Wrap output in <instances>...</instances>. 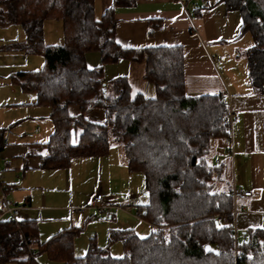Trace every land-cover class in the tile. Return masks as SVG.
Here are the masks:
<instances>
[{"label":"trees","instance_id":"1","mask_svg":"<svg viewBox=\"0 0 264 264\" xmlns=\"http://www.w3.org/2000/svg\"><path fill=\"white\" fill-rule=\"evenodd\" d=\"M135 1L114 0L97 18L95 0H0V28L19 24L25 32L23 40L0 49L43 57L41 68L9 76L12 84L36 93L37 103L51 107L55 128L43 166L68 167L73 158L107 154L118 142L129 171L145 176L148 202L139 210L161 229L146 237L132 228L111 229L109 242L121 241L124 249L117 257L95 239L85 255L77 256L74 244L81 228L71 227L38 243L37 251L23 258L34 245V239L27 240L34 238L31 222L2 219L0 264H42L37 256L44 252L60 264H264V228L248 230L241 241L233 237V196L227 187H216L221 167L209 158L213 141L230 136L228 96L186 93L181 45L131 48L117 42L116 9ZM220 1L242 15L241 33L253 40L246 50L249 79L254 92L264 93V0L214 3ZM51 19L62 21L60 43L45 42L44 24ZM91 51L101 54V64L93 68L86 61ZM121 59L146 63L145 78L154 85V96L132 97L126 75L105 79V65ZM71 106L80 112L72 115ZM89 107L103 108L105 121L87 118ZM3 141L0 130V151ZM218 213L227 219L218 221Z\"/></svg>","mask_w":264,"mask_h":264},{"label":"crops","instance_id":"2","mask_svg":"<svg viewBox=\"0 0 264 264\" xmlns=\"http://www.w3.org/2000/svg\"><path fill=\"white\" fill-rule=\"evenodd\" d=\"M215 1L136 0L132 5L117 7L116 40L131 48L181 45L185 56L186 93L227 94L233 145L228 140H215L219 154L209 158L221 167L217 188H220L218 181L225 178L230 190L239 187L252 191L244 198H233L234 225L241 241L246 239L248 230L264 228V93L254 92L249 79L246 50L253 40L250 34L241 33V13L229 10L223 1ZM113 6L114 0H95L96 17L100 18ZM48 22L44 24V39L47 44H54L45 38ZM29 58H35L37 66L42 63L38 57ZM86 61L90 68L99 66L100 52H88ZM30 69L34 68L27 70ZM13 71L20 70H10V74ZM145 73L144 61L121 59L105 65L106 80L128 77L132 97L138 93L155 95V87L145 78ZM9 76L0 79V130L4 136L0 151L3 171L0 196L6 195L21 205L18 220L31 222L34 246L37 248L38 243L59 231L77 227L81 228L74 244L77 256L85 255L89 242L95 239L100 246L108 247L112 255L120 257L124 253L123 245L121 241L109 242L111 229L132 228L141 237L153 233L151 222L135 216L141 205L133 206L137 208L135 211L129 207H110L105 212L109 216L104 219L101 217L105 213L97 215L95 209L73 210L76 206L89 205L97 193H102L109 205L127 203V193L137 191L135 181L140 182V177L129 171L120 144L111 145L104 155L73 158L68 167H44L43 161L50 155L48 142L55 128L51 107L37 103L36 93L13 86ZM72 107L69 109L72 115L80 112L79 107L76 106L75 112ZM96 108H88L86 117L105 121L101 113H96ZM132 195L137 204L135 194ZM2 219L9 217L0 206ZM87 228L89 235L80 247L79 241ZM37 259L42 264H60L45 252ZM5 264L19 262L11 260Z\"/></svg>","mask_w":264,"mask_h":264},{"label":"rangeland","instance_id":"3","mask_svg":"<svg viewBox=\"0 0 264 264\" xmlns=\"http://www.w3.org/2000/svg\"><path fill=\"white\" fill-rule=\"evenodd\" d=\"M60 23V24H59ZM59 25L60 30H59ZM60 33V36H59ZM25 38V32L22 26L19 24H11L9 26H6L4 28H0V46L10 42L12 40H23ZM46 41L47 42H55V43H60L63 40V27H62V21L59 19H53L50 20V23L48 22L47 28H46V35H45ZM38 57L42 63L41 65L37 66L35 58H29V57ZM37 59V58H36ZM43 65V57L40 54H28L22 51L18 50H2L0 49V79L1 78H6L10 74V70H27L29 68H34L38 69L41 68ZM41 66V67H40ZM5 85V84H4ZM8 85V84H7ZM13 86L16 87V85L12 84ZM4 87V86H3ZM90 108V107H89ZM78 108L76 106L72 107V111L75 112ZM96 113H101L102 118L105 117V112L104 109L102 108H96ZM88 113H91L89 111ZM219 141V140H218ZM215 141H213L211 151L209 153V157L211 156H216V154H219V150L215 148L214 146ZM118 145V142L113 143V145ZM134 175H138L140 177V182L135 181V186H136V192L133 191L132 194H135L136 200H138V205L146 204L148 202V196L146 195L147 191V186H146V181H145V176L141 172H135ZM227 179L224 178L223 181H218L219 187L220 188H226L228 185L226 183ZM217 182V181H216ZM133 186V187H135ZM129 208H133V211H135L137 208L130 206ZM93 209V208H91ZM94 210V209H93ZM96 211V210H94ZM97 213V212H96ZM97 215H99L97 213ZM130 215V214H129ZM109 214L105 213L101 218H108ZM101 232V229H100ZM89 235L88 228L85 230V232L82 233V237L79 241V246L82 247L81 241L85 242L86 237ZM102 237V233L100 235V240ZM241 238V235H240ZM102 242V240L100 241ZM114 256V255H113Z\"/></svg>","mask_w":264,"mask_h":264},{"label":"built area","instance_id":"4","mask_svg":"<svg viewBox=\"0 0 264 264\" xmlns=\"http://www.w3.org/2000/svg\"><path fill=\"white\" fill-rule=\"evenodd\" d=\"M217 61L219 62L220 59H218ZM230 119H232V114H231ZM227 140L229 141L230 145L232 146L233 145V138L231 135V130H230V136ZM217 162H220V159H218ZM2 177H3V171L0 169V179ZM251 194H252L251 190H243L239 187H234L231 190V195L233 196L234 199H236L238 197L244 198V197L249 196ZM127 197H128L127 203H118V204L113 206V205H109V203H107L105 201V196L102 193H97L92 197L89 205H87V206H76V207H73V210L76 212H85L87 208H93L98 212V214H103L110 207H116L118 209H121V208L134 206L135 202L133 201V195L131 193H127ZM0 206H1L3 213L7 214L10 219H17L18 218L21 205H19L18 203H15L11 198L7 197L6 195L0 196ZM233 213L235 214L234 211H233ZM142 214H143V212L139 209H137L135 211V216L139 219L143 218ZM216 218L218 221H223V220L227 219V217H225L222 213H218L216 215ZM153 227H154V231H159L162 226L153 225ZM233 237L237 238V231L233 232ZM27 240L32 241L33 238L28 236ZM36 251H37L36 246L32 245L29 248V250L23 254V258H28V257L32 256Z\"/></svg>","mask_w":264,"mask_h":264},{"label":"water","instance_id":"5","mask_svg":"<svg viewBox=\"0 0 264 264\" xmlns=\"http://www.w3.org/2000/svg\"><path fill=\"white\" fill-rule=\"evenodd\" d=\"M206 249H207V251H210V250H212V247H211V245H210V244H208V245L206 246ZM213 251H214V252H219L217 249H213Z\"/></svg>","mask_w":264,"mask_h":264}]
</instances>
